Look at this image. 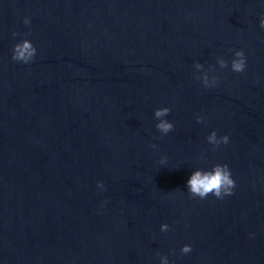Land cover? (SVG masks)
I'll use <instances>...</instances> for the list:
<instances>
[{
  "label": "water",
  "instance_id": "95a60500",
  "mask_svg": "<svg viewBox=\"0 0 264 264\" xmlns=\"http://www.w3.org/2000/svg\"><path fill=\"white\" fill-rule=\"evenodd\" d=\"M262 17L264 0H0V264H264ZM217 163L232 194L191 196Z\"/></svg>",
  "mask_w": 264,
  "mask_h": 264
},
{
  "label": "clouds",
  "instance_id": "9594fccd",
  "mask_svg": "<svg viewBox=\"0 0 264 264\" xmlns=\"http://www.w3.org/2000/svg\"><path fill=\"white\" fill-rule=\"evenodd\" d=\"M24 23L30 24V19L28 17L24 18ZM261 28H264V17L260 20ZM14 35H16L14 33ZM36 53V48L33 46L30 40L23 39L22 41L16 43L13 47L12 59L16 61H21L24 63L30 62ZM234 59L231 61V68L235 72H243L246 66L245 53L242 49L234 51ZM217 62L221 68H227V61L219 57ZM196 69H202L203 65L199 62L195 63ZM203 80L204 85L211 86L216 82V77L213 76L209 80L207 72H204L202 77L197 76V79ZM170 109L168 107L157 108L154 112V116L158 119L156 123V128L163 134H167L174 128V124L164 119L168 115ZM203 118L197 116V121H201ZM209 143L214 146H218L221 143L227 144L229 142V136L223 135L222 137H217V133L213 130L207 137ZM155 147V145H153ZM166 157H161V163L165 161ZM235 186V181L232 178L230 169L227 164L217 163L213 165L210 170L204 169H195L190 178L187 180V189L191 196L199 197L201 199L206 198L209 194L214 195L216 198H223L225 195H231L233 188ZM98 188H103V182H97ZM169 225L161 224V231H167ZM182 253L187 254L192 251V246L190 244H185L181 248ZM161 264H169L168 257L161 255L160 256Z\"/></svg>",
  "mask_w": 264,
  "mask_h": 264
}]
</instances>
